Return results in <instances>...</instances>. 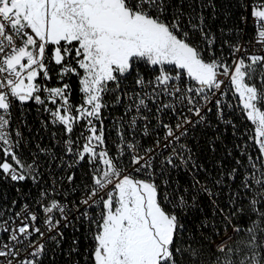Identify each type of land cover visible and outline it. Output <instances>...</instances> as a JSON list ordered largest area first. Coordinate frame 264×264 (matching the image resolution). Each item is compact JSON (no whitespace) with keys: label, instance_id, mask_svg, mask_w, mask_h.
I'll use <instances>...</instances> for the list:
<instances>
[{"label":"snow or ice","instance_id":"6c2138e0","mask_svg":"<svg viewBox=\"0 0 264 264\" xmlns=\"http://www.w3.org/2000/svg\"><path fill=\"white\" fill-rule=\"evenodd\" d=\"M209 6L201 0L200 11L185 22L179 7L168 15L170 0H0V171L38 189L32 201L0 204V264H46L61 250L64 229L81 219L93 240L84 255L89 264H264V54L225 40L232 61L217 56L216 37L203 13ZM242 6L251 7L256 42L264 52V0ZM240 19L248 22L246 16ZM197 34L204 47L194 39ZM52 63L59 66L61 81L69 74L78 78L82 103H71L67 83L37 82L52 79ZM141 67L152 70L150 78ZM229 88L253 128L234 145L239 153L234 165L212 176L197 164L186 139L197 125L208 126L213 98L217 119L232 123L222 107ZM29 101L44 105L50 122L63 126L62 152L70 159L61 156L57 166L89 167L90 182L77 200L55 198L67 196L55 178L43 188L40 165L17 154L11 110ZM117 106L124 111L111 122L117 138L113 153L105 113ZM15 135L19 138V131ZM148 137L151 143L144 142ZM40 151L57 160L54 151ZM179 169L191 175L189 186L169 191L167 177ZM74 180L75 173L67 176V183ZM222 193L225 207L218 203ZM200 197L208 199L213 216L223 217L220 243L213 239L221 233L216 221L202 219L195 233L186 226L189 211H203ZM235 217L246 219L247 227L234 224ZM78 246L73 238L67 254H79Z\"/></svg>","mask_w":264,"mask_h":264},{"label":"built area","instance_id":"2783aa9c","mask_svg":"<svg viewBox=\"0 0 264 264\" xmlns=\"http://www.w3.org/2000/svg\"><path fill=\"white\" fill-rule=\"evenodd\" d=\"M173 0H170V8L168 11V15L171 16L172 13V7L171 3ZM196 3L197 7L193 9L192 5L193 3ZM201 0H184L183 3H181V0H178V6H184L185 8H181L182 11L185 13V22L187 21L188 15L192 14L194 11L199 12V3ZM205 3H209V7H206L203 9V13L205 16V25L206 28H210L211 32L216 37V55L221 56L223 55L228 63H231L232 61V55L229 47L225 45L223 42L225 40L236 43L239 41L241 44L245 45L249 53H256V54H264V52L260 51V45L256 42V31L255 26L252 22V18L250 16L251 13V7H243L242 5H251L252 3L256 2V0H239L240 5L243 9V12L241 16L248 17V22L244 23L240 22H230L227 21L220 16V9L217 7V0H203ZM211 5L215 6V18H213V8ZM223 29V31H221ZM239 30V35H237V31ZM194 39L196 42L201 46L204 47L200 42L199 35L197 34ZM222 48V51H221ZM239 55V54H237ZM207 57V53L205 54ZM146 77V76H145ZM151 76H147L146 78H150ZM134 83V80H128L126 82L128 87H132ZM227 83V81H226ZM223 88V86H222ZM227 91V96H225L223 99L225 101V110H228V120H231V124H225L222 123L220 120L217 119V116H213V104L215 103V98H213V104L208 105V107H212V111L208 112L206 114V122L207 127L197 125L195 128L192 129V131L189 134V137L186 139V143L188 146L192 149L193 158L197 162V164H201L200 158L198 157V154L196 152V149L194 147V138H196V131L202 132L207 131L208 129L212 128L214 130H218L219 126L222 127H228L231 131V138H233L234 145L240 144V136L246 131H251L253 126L251 125V122L247 121V119H241L236 112L233 109V101L234 99L231 98V91L233 89H225ZM219 95V93L217 94ZM230 104L232 105L231 108H228L226 105ZM55 109V107H53ZM12 117H11V124L10 129L13 130L12 137L14 140L19 139L20 141V147L17 149V154L20 156V158L26 162H31L33 159L36 160V162L40 165L39 160V150L41 149L40 145V138L36 139L35 137H30L31 134V124L28 123L26 120V116L28 114H32L33 116H36L38 118L37 122L40 126V120H42L41 115V105H37L34 102H27L24 105H20L19 102H17L14 107L11 110ZM123 114V113H122ZM121 114V115H122ZM121 115H112L110 118V122L107 125L106 128V142L108 145V148L111 150V152H115V143H116V131L115 128L112 125V121ZM155 123V121H153ZM233 125H235L236 135H233ZM16 131H19L20 137L17 138L15 133ZM55 134V135H54ZM75 138V137H73ZM53 151L57 154V160L55 162H52V181L53 178L58 182L59 184V192L60 193H67L66 198L63 195H57L55 198L60 200H67V201H73L77 200L81 195V189L84 187V185L88 184L90 182V173H89V167L86 163H83L79 166L73 167V168H67L65 167H58L57 165L60 163V157L63 156V159L65 161L69 160L70 157L64 156L62 152L63 148V141L66 139V137L63 134V126H55L53 125ZM244 141L248 140L247 135L243 136ZM145 143H151V138H144ZM39 146V147H38ZM232 151H236V155L232 153L231 156L235 155L234 160L238 157L239 153L238 150L234 147ZM2 154V161L4 159L3 152ZM9 162H12L11 157L7 158ZM235 163V161H234ZM202 165V164H201ZM234 165V164H233ZM205 168V167H204ZM72 173H75V180L73 184L67 183V176L71 175ZM86 174L85 178H82V174ZM183 175H189L186 170L179 169L175 170L174 172L169 173L168 180H169V191H171L175 185H179V176ZM78 175V176H77ZM64 177L63 180L60 178ZM140 178H146V177H140ZM175 180V181H174ZM51 181V184H52ZM157 183H161L159 176L157 177ZM75 187L76 191L73 192L72 188ZM180 187V186H179ZM19 189V191H17ZM38 197V189L37 186L34 185L31 181H25V182H13L9 178L5 177L2 171H0V204L3 205H10L11 201L16 200H23V201H32L33 199ZM72 205L69 204V207ZM19 207V204L17 205V208ZM63 227V225H61ZM79 229L77 231L76 229ZM65 232V242L61 246L60 251L54 252L49 257V264H66V261H73V264H89V261H86L84 259V255L86 254V250L90 249L93 245V240L91 238V230L89 229L88 225L83 222L81 219L80 221L75 222V227H69L67 229H64ZM229 235H232V229L228 232ZM73 238H76L79 240V254L73 253L71 256H69L67 253L70 251V245ZM54 257V259H53Z\"/></svg>","mask_w":264,"mask_h":264},{"label":"trees","instance_id":"16d2710c","mask_svg":"<svg viewBox=\"0 0 264 264\" xmlns=\"http://www.w3.org/2000/svg\"><path fill=\"white\" fill-rule=\"evenodd\" d=\"M172 12H175L176 9L185 8L184 6H178V0H173L171 3ZM217 7L220 9V16L221 18L230 21V22H240V17L243 12V9L240 5L239 0H217ZM186 9V8H185ZM75 67V63L72 64ZM50 68V75L52 79L50 81H41L38 79V83L43 82L46 83L48 87H60L63 83H67L71 86V98L70 101L73 105H78L82 103L81 94L79 91V83L78 78L75 75L69 74V76H65L61 81L58 76L57 72L59 70V66L55 65L54 63L49 65ZM140 72L147 76H151L152 70L150 68L141 67ZM131 80V79H129ZM46 93H41L42 98L46 96ZM47 105L51 108L56 107L51 103L46 102ZM54 109V108H53ZM122 112V107L117 106L116 108H109L105 113V125L107 126L110 122L111 116L118 115ZM225 118H228V110H224ZM236 112V111H235ZM236 114L240 117V115L236 112ZM41 115L43 119H45L44 115ZM213 116H216V110L213 111ZM28 123L31 124V134L30 137H35L36 139L40 138V145L41 148L49 149L53 151V129L51 125H45V120H40V126L37 122L38 118L33 116L32 114H28L25 117ZM241 118V117H240ZM242 119V118H241ZM83 123V122H81ZM81 129L77 128L74 130L73 137H76L79 134ZM50 131V132H49ZM196 138H194V147L200 158L201 164L211 173L212 176H216L220 171H227L229 170L234 164V158L236 155V151H232L234 156H229L228 153L230 150L234 148V141L231 138V131L228 127L219 126L218 130H214L212 128L208 129L207 131H196ZM213 148L215 149L213 151ZM2 154L0 151V160L2 159ZM39 160H40V170L43 173V180L46 182L43 184V188H50L51 181H52V161L47 153H41L39 150ZM203 175V174H201ZM78 176V175H77ZM82 178L86 177V174H82ZM191 175H183L179 176L178 186L188 187L191 181ZM225 179H227L225 177ZM50 181V182H49ZM175 181V180H174ZM191 190V189H190ZM200 204L203 208V211L199 209L194 211H189V213L184 217V221L186 226L189 228L190 232L195 233L197 231V225L200 224L201 220L204 218L209 219L210 221L217 222V228L221 229L220 236L213 235V239L216 240L217 243H220V240L223 238L224 233V224L220 223L223 220V217L217 215L213 216V208L210 202L206 197H200ZM218 203L221 207L226 206V196L222 193L218 199ZM234 224H239L242 227H247L246 219L235 217L233 218ZM232 228L228 227L227 231L229 232ZM49 260L46 262L48 263ZM66 264H73V261H66Z\"/></svg>","mask_w":264,"mask_h":264},{"label":"bare ground","instance_id":"6f19581e","mask_svg":"<svg viewBox=\"0 0 264 264\" xmlns=\"http://www.w3.org/2000/svg\"><path fill=\"white\" fill-rule=\"evenodd\" d=\"M231 98L232 99H234V101H233V109H234V111H236L239 115H240V117L242 118V119H246V117H245V114L243 113V112H241L240 111V109H239V107L237 106L238 104H239V99H238V97H234V89L231 91ZM44 105H41V111H42V114L44 115V117H45V119H46V121L44 122V124L45 125H51V127H52V129H53V124L50 122L51 121V117H50V115H49V113L48 112H46L45 110H44ZM47 107L48 108H51V107H49L48 105H47ZM222 107L224 108V110H225V104H223L222 105ZM51 109H53V108H51ZM54 110V109H53ZM214 110H216V108L214 107L213 108V111ZM123 108H122V112L121 113H119L118 115H121L122 113H123ZM45 119H43V117H42V120H45ZM9 131L11 132V134H13V130L12 129H9ZM50 132V131H49ZM82 142V141H81ZM45 180V179H44ZM50 182V181H49ZM42 187H43V185H42ZM50 187V186H49ZM49 263V262H48Z\"/></svg>","mask_w":264,"mask_h":264}]
</instances>
